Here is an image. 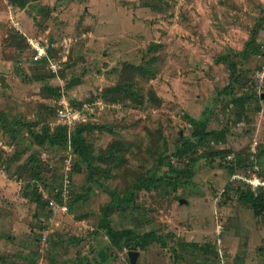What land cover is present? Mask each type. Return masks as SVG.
I'll use <instances>...</instances> for the list:
<instances>
[{
	"label": "rangeland",
	"instance_id": "rangeland-1",
	"mask_svg": "<svg viewBox=\"0 0 264 264\" xmlns=\"http://www.w3.org/2000/svg\"><path fill=\"white\" fill-rule=\"evenodd\" d=\"M253 30L262 53L247 56ZM34 36L56 42L63 74L38 78L47 68L30 61ZM226 56L236 62L235 82ZM127 63L139 65L134 79ZM117 83L132 93L102 94ZM245 93L258 97L233 102ZM60 99L77 102L84 120L57 125ZM80 123L93 160L78 157L73 140L38 142L60 126L70 137ZM202 128L220 136L178 153ZM254 174L264 179V0H0V264H130L128 250L112 246L101 228L105 216L116 229L154 231L157 243L138 248V264H214L221 257L236 264L245 246L264 262L257 231L247 234L253 217L263 222L239 196ZM194 194L218 197L233 224L240 207L246 231L224 243V229L211 231L204 211L200 221L210 224L201 236L194 222L203 207ZM188 230L219 257L189 254L183 243L191 235L178 236ZM102 253L109 254L105 262Z\"/></svg>",
	"mask_w": 264,
	"mask_h": 264
},
{
	"label": "trees",
	"instance_id": "trees-1",
	"mask_svg": "<svg viewBox=\"0 0 264 264\" xmlns=\"http://www.w3.org/2000/svg\"><path fill=\"white\" fill-rule=\"evenodd\" d=\"M256 34L257 32L255 30L252 31V34L250 36V39L246 42L245 47H244V53L248 56L249 54H260L262 53V44L261 43H257L256 41ZM54 47H50L49 49V55L38 58V59H34L33 58V51L32 49L30 50V61L35 63L36 65H40V67H46L47 68V73L45 75H38V78H44L45 76H49V77H53L55 75H59L60 73H62L61 71H52L49 68V57L54 56ZM228 60L229 56H226ZM224 58V57H223ZM231 61V77L232 79L235 81H237L239 79V75L236 74V62L234 60H230ZM129 65V67L131 68L129 70V75L128 77H130V79H134V73L133 70H136L139 65H135V64H130L127 63ZM124 69L121 70V72H118V76L121 74L123 77V73ZM63 74V73H62ZM74 82H76L75 79L72 80L71 83H69V86H71ZM73 86V85H72ZM226 88H232V85H229ZM54 95H61V92H59L58 88L55 87H50L49 88ZM126 91L127 93H132L131 89L128 88V86L124 83H117V84H113V85H109L108 87H106L102 94L108 97V93H113V92H122V91ZM225 90V89H224ZM258 95H251L250 93H245L243 95H241L240 97H233V102H235L236 104H240L242 106H244L246 104V102L251 101L252 99L257 98ZM116 99V98H114ZM72 106H76L77 102H75L74 100L70 101ZM57 112V109H56ZM189 121L192 122V124H195L196 126L199 124L198 121L191 117V116H187ZM28 126H30V124L28 123ZM92 129H101L100 125H93ZM84 128V125L78 124L77 125V130L72 133L69 137L68 135V129L67 126H60L57 127L58 129V133L54 132H48L46 133V135H42V137H39L37 135L33 136L35 139H37L38 137V142H42L44 139H47L49 143L51 144H57V143H62L65 142L67 143L70 140H73L76 144V146L74 147V152L77 153L78 157H83L85 160H93L95 157L92 156V153L90 151H88V148L90 147V143L85 139V137H83L81 130ZM60 131V132H59ZM209 133H206L204 131V128H202L198 133L196 132L195 134L198 135L197 137V141H193V142H189V143H185L181 146V148H178L177 152L180 154H184V153H188L190 151H193V148L198 146V144L200 142H202L203 140H205V138L211 134L212 135H218L219 131H215L213 130L212 132L208 131ZM42 139V140H41ZM222 151H215L216 154L221 153ZM111 157H113V155H110ZM200 156H204V155H200ZM197 160V158L192 159V161ZM241 163L239 161H237V166L240 167ZM91 168L94 169L93 165L91 166ZM242 167H245V165H242ZM231 170H235V168L232 166ZM176 174H179V172H176ZM93 176L90 175V178H92ZM154 180V179H153ZM185 182V181H184ZM148 184V183H147ZM145 186V183H139L136 185L137 190H141L143 189ZM262 188V187H261ZM37 192V190H36ZM135 191H131L130 193L127 194L129 202H132V199L135 197ZM239 196L244 199L245 201H247L248 203H250V207L253 210L254 215H256L257 217H259L261 219V221L263 222V227H264V188L262 190L259 189V192L252 190L250 187H247L246 189H240L239 191ZM118 194L115 193V200L118 199ZM114 200V203H115ZM35 201L42 207H44L46 205V201H44V199L42 198V194L40 192L36 193L35 196ZM134 202V201H133ZM130 205V204H129ZM101 228L105 231L104 233H106L107 237L109 238L110 244L112 246H116V248H118V250H123V249H127L129 250H139L138 248H144L149 244V246L151 245L152 242L156 241V237L154 234V231H148L145 233H140L135 231L134 229H132L131 227H127V228H123V229H116L113 227V225H111L110 223V218L109 216H105L104 217V221L101 223ZM102 229H100L102 231ZM99 231V230H98ZM197 246V244H196ZM264 247L263 245H261V248ZM207 249H210L212 253L216 254L217 256L219 255L218 250L213 249L211 247H209L208 245L206 246ZM108 253H102V256L104 260L103 262H105L108 258ZM37 256V253H35L34 257ZM3 257V256H2ZM5 257V256H4ZM0 259H2L0 257ZM3 259H7L6 257ZM32 264H36L35 260L32 262ZM77 264H90L89 262L85 261L84 259L78 261Z\"/></svg>",
	"mask_w": 264,
	"mask_h": 264
},
{
	"label": "crops",
	"instance_id": "crops-1",
	"mask_svg": "<svg viewBox=\"0 0 264 264\" xmlns=\"http://www.w3.org/2000/svg\"><path fill=\"white\" fill-rule=\"evenodd\" d=\"M35 37V36H34ZM59 72H60V70H59ZM56 120H57V118H56ZM55 123H56V121H55ZM192 184V183H191ZM182 185H184V184H182ZM185 186V185H184ZM191 197H193V198H195V199H197V201H196V203H199L202 207H203V209H201V210H198V211H195V213H197L198 215H199V219H196L195 220V222H194V224H196L195 226H196V228L200 231L201 230V236L204 234V232L207 230H205V228H207V224L209 225L210 224V222H208L207 224H204V222L202 221H200L201 220V215H203V212L204 211H208L209 213H210V215H208V218L206 217V215L204 216L203 215V217L205 218V219H210L211 218V220L213 221V227L211 228V231H213V230H215L216 231V229L217 228H219V231L220 230H223V231H220V232H222L221 233V236H220V239L222 238V241L224 242V243H227L225 240H224V238H225V236H227V240L228 239H233V238H235V237H237V236H239V235H241L242 234V231L244 232V231H246V227H244L243 228V226H244V223H243V220H242V213H241V211L239 210L240 209V207H238V208H236V209H238V210H236V209H234V210H236V213H235V215L234 216H236V218H234V220H237L238 222H240L238 225L235 223V224H233L232 222H230L231 221V216L229 215L231 212H233V211H231V212H229L228 214H227V207H229V206H226L225 204L224 205H218L217 204V200H218V197H216V198H213V196L212 197H208V195H203V194H194V196H192L191 195ZM181 198V197H180ZM185 198V197H184ZM184 198H181V199H184ZM180 200V199H179ZM185 200H186V198H185ZM181 202V201H180ZM212 207V208H211ZM206 208H207V210H206ZM211 210V211H210ZM215 212V213H214ZM200 213H202V214H200ZM217 214V215H216ZM224 216H226V219L227 220H229V221H227V224H223V218H224ZM238 217V218H237ZM239 219V220H238ZM215 221V222H214ZM218 222V224H217V226L215 225L216 223ZM243 223V224H242ZM215 225V226H214ZM226 225H228L227 226V230H225V227H226ZM210 226H212V224L210 225ZM253 227L250 229L251 231H250V233H247L248 235H249V239H251V236L250 235H252V230H253V232L254 231H257V233H258V237H257V239H256V235L253 237L252 236V239H256L258 242H259V246H260V248H261V245L260 244H264V227L263 226H261L260 224H259V221H258V219L256 218V217H253V225H252ZM177 230H179V228L177 229ZM218 231V232H219ZM214 232V231H213ZM144 233V232H143ZM200 233L199 232H196V231H193V230H188V231H180L179 233H178V236L179 235H181V234H187V235H191V239H187L186 241H184V243H183V245L184 246H188L187 248H190L191 250H189L188 251V253L189 254H195L193 251H192V249L193 250H198V251H200L201 250V252L203 253V254H209L207 257H217V255L216 254H214V253H212L211 252V250L210 249H207L206 248V246H204V247H202V245H199L198 243H197V239H195V235H200ZM215 234L216 233H214V235L213 236H215ZM254 234H255V232H254ZM159 239H160V236H159ZM251 242H252V240H251ZM157 243V242H156ZM155 242H153L152 244H156ZM166 242H162V244H165ZM230 243V242H229ZM196 244H197V246H196ZM165 245H167V244H165ZM249 245V244H248ZM168 246V245H167ZM229 246V245H228ZM242 246V245H241ZM241 246H238V247H236L235 248V251H233V249H232V251L231 252H233V253H236V250L238 251V250H240V248H242ZM200 249V250H199ZM246 249V250H245ZM216 250V249H215ZM139 251V250H138ZM155 251V254L157 255V258H159V257H162L160 254V252L159 251H156V250H154ZM129 252V251H128ZM178 252V251H177ZM249 247L248 246H245V248H244V250H243V252L242 251H238L236 254H238V255H240V259L239 258H237L238 257V255H236L235 256V258H234V260H235V263L236 264H264V262L262 261V260H257L256 259V257H253V256H251L249 253ZM261 252V251H260ZM260 252H258V253H260ZM154 254V257H155V259H156V255ZM192 254V255H193ZM260 254H262L263 255V253L261 252ZM179 255H180V258H182L181 256V254L179 253ZM213 255V256H212ZM139 256H140V251H139ZM139 256H138V259H139ZM259 256V255H258ZM264 256V255H263ZM168 257H170V253H169V256ZM219 257V256H218ZM217 257V258H218ZM179 258V259H180ZM138 259H137V264H138ZM160 260V259H159ZM155 261H153V263H154ZM192 262H193V264H200L199 262H198V260H192ZM217 262V261H216ZM215 262V263H216ZM156 263H160V264H165L164 263V261L163 262H158V261H156Z\"/></svg>",
	"mask_w": 264,
	"mask_h": 264
},
{
	"label": "built area",
	"instance_id": "built-area-1",
	"mask_svg": "<svg viewBox=\"0 0 264 264\" xmlns=\"http://www.w3.org/2000/svg\"><path fill=\"white\" fill-rule=\"evenodd\" d=\"M29 43L31 45V49L33 51V58L38 59L44 56L49 55L50 47H54L56 42L51 41L47 37H33V39H29ZM49 68L52 71H59L61 68L60 60L56 59L55 56L49 57ZM57 107V120L56 124H63L72 126L77 123V120H84L83 111L77 107L71 105V103L67 99H60L58 101ZM237 177V174L233 175ZM245 181L251 187L252 190H258L264 186V179L257 177V175H253L251 177H245ZM53 204V201H50ZM55 208V207H54ZM66 209V206L64 207ZM214 264H228L225 259L222 257Z\"/></svg>",
	"mask_w": 264,
	"mask_h": 264
},
{
	"label": "water",
	"instance_id": "water-1",
	"mask_svg": "<svg viewBox=\"0 0 264 264\" xmlns=\"http://www.w3.org/2000/svg\"><path fill=\"white\" fill-rule=\"evenodd\" d=\"M1 80H2V83H4L5 78L2 76L1 77ZM180 201L181 202H185V199L184 200H180ZM128 254H129L130 264H137V259H138V256H139V251L138 250H129Z\"/></svg>",
	"mask_w": 264,
	"mask_h": 264
}]
</instances>
